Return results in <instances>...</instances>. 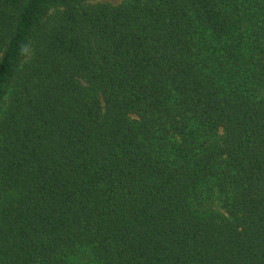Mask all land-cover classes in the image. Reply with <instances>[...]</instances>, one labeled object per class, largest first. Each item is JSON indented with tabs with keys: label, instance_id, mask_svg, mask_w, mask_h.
<instances>
[{
	"label": "trees",
	"instance_id": "1",
	"mask_svg": "<svg viewBox=\"0 0 264 264\" xmlns=\"http://www.w3.org/2000/svg\"><path fill=\"white\" fill-rule=\"evenodd\" d=\"M0 0V264H264V0Z\"/></svg>",
	"mask_w": 264,
	"mask_h": 264
},
{
	"label": "rangeland",
	"instance_id": "2",
	"mask_svg": "<svg viewBox=\"0 0 264 264\" xmlns=\"http://www.w3.org/2000/svg\"><path fill=\"white\" fill-rule=\"evenodd\" d=\"M122 0H93L91 2H101V3H109V4H118L120 3ZM2 198L0 197V203L2 202Z\"/></svg>",
	"mask_w": 264,
	"mask_h": 264
}]
</instances>
